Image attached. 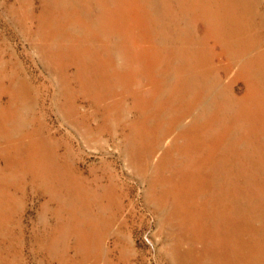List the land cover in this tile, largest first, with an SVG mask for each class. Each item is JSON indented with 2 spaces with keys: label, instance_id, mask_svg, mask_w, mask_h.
Instances as JSON below:
<instances>
[{
  "label": "rangeland",
  "instance_id": "rangeland-1",
  "mask_svg": "<svg viewBox=\"0 0 264 264\" xmlns=\"http://www.w3.org/2000/svg\"><path fill=\"white\" fill-rule=\"evenodd\" d=\"M47 1H49V2H47ZM148 1H149V3H148ZM202 1L203 0H0V34H1L0 35V38H1L0 42L2 41L0 43V83H1L0 88L3 90L2 83L9 80L8 82H6L7 86H9L11 84L10 86H12V87L14 86V88L16 89V91L18 93L17 96H16V93L14 95V97H15L14 108L10 110L11 112H14V116H12L11 118L7 116L6 117L7 119H5L6 121L4 120L2 122V120H1V122H0V140H2V139L4 140L3 146H0V151L4 150L3 152L9 153L14 158H18L17 155L15 154L16 151L14 152L9 146H6V140L4 138L7 136V131H9V132L12 131L11 133L14 134V136H17L19 131L21 133L24 132L28 126H29L28 128H30V129H33L35 127L34 129H37L38 131H40L42 128L43 122H45L46 124H45V126L43 125L44 128H43V130H41L42 132L40 134L45 139L46 138L48 139L51 136H53L52 137V139H54L53 140L54 143L52 144L54 147L53 149L57 151V153L59 154V157L63 161L64 160L66 161V157H67V153H68V154H70V157H67V160L69 159L71 162L73 161V165L75 164L74 165L75 167L78 166L80 168V169L78 168L79 172H80V170H82L81 172H83V174L90 175L92 178H95V176H97V178L99 177L98 178L99 182L105 181V182L101 183L102 185H99V187L97 188L98 190L96 193L98 194V192H100L98 194L99 199L98 198L95 199V196H93V198L91 197L89 200L91 204L88 203L90 205H86L85 207L83 206L84 207V210H83L84 213H87L88 217H90L94 221V223L96 222L95 223L96 225H94L93 229H92L94 231V233L92 231L93 235H91L92 241L88 244L81 242V245H80L77 242L76 236L63 235L60 238L55 233H53L52 228H53L54 224H56V222H57L56 216L54 213H55V211H57L56 210L57 208L59 209V204L50 200V196L43 195L44 193H40V192L36 193L35 192V185H34L33 180H32L33 175L30 172H28V175H26V173L24 171H22L21 169H17L16 166L13 167V165H8L6 163V160L4 159V157L1 156L3 153L2 154L0 153V163H1V165H0V168H1L0 169L1 170L0 171V186H1V188H0V205H1L0 206V226H1L0 227V244H1L0 245V264L1 263L2 264H11V263L12 264L13 263L14 264H49V263L50 264H55V263L56 264L57 263L58 264H72V263L73 264H78V263L79 264H88L89 262H90L89 264H101V263L104 264V261H105V264H142V263L143 264H153V262H154V264H173V263L174 264H186V263L187 264H204V263L205 264H213V263L218 264L219 262H220L219 264H226V262L224 263V261H226L224 259L225 251L228 253H230V251H231V247L233 245L231 239L233 236V231L236 230L234 223H238L239 217L241 219H243V217H250L249 220L253 224V228H254V231L252 233L253 238H255L258 235L263 238V235H262L263 232L261 231L262 230L261 228L264 229V218H263L264 217V204H263L264 203V189H263L264 188V183H263V181H264V171L263 170L264 169L262 168V167H264V134L259 131L256 134L257 136L252 137L251 136L252 132L249 128L250 123L248 122V120L247 119L238 120L240 114L242 113V111H244L243 106L247 103H242L240 101H236L235 105H234L235 109L234 108L230 109V107L228 106L229 103L231 102V98L229 97L230 93L234 92V93L240 95L244 91V87L246 86V82L240 78L239 80L233 81V88L231 87V85H232L231 79L233 77L232 75H233V73L236 75V72L239 69L237 67L238 65H236L235 62L229 61V59H230L229 58V52L223 50V48L225 47L224 43H222V42H216L215 43L214 40H210L211 37L209 36V34L206 32V29H205V24L208 25L206 23V16L205 15L203 16V14H201L203 12L201 3L204 2V1L203 2ZM58 2H59V4H58ZM61 2L63 4H65L67 2H71V5L73 7L76 6V8H74V9H77V8L86 9L85 13H84V11L83 12L81 11L80 13L84 16H87V13H89V16H95V21H97V22L95 23L96 26H94V29H95L97 34H99L101 37L102 36L104 37V35H103L104 31L108 32L109 36L111 37V38H109V40L113 39L111 41L112 43L115 42V40L118 43V40H119L118 44H119V50L121 52H126L128 54H132L131 59L134 61L136 66L138 63H140V61H142V63H140L141 66L138 64L140 66V68L143 65H146V66H143L144 70H143V68H141V74L138 75L134 81L129 80L127 83H125V84L122 83V85H120V86L119 85H114V86L111 85L110 87H108L109 89L108 88L100 89V90H104V92H106V93H101V91L97 90V95L96 94L93 95L92 93L87 92L88 94L87 93L86 94L88 97L86 96L85 91L80 89L81 83L78 80L72 81L73 85L76 86V89L78 90L79 95L82 96V98L84 96H85L84 98H86V99H84L85 100L84 102L86 104H84V102H83L82 104H84V107L83 108L80 107V109H79V110H82L80 112V114L77 112H74L75 109L79 108V107H77V104L74 105L73 111L71 112V110H72L71 107L69 108L68 105L65 104L64 97L61 95L60 86L61 87H63V86H62V80H61V74L60 73H62V71L65 69L63 63H60V64L57 63V62H60V60L55 61L56 63L53 62V64H55V65L58 64L57 68H56V71L58 74H55L54 76H52V72L47 67V65H45V63H44L45 61H44V57H43V53H42L43 50L48 49L49 45H51L50 42H54L56 37L54 35L53 36L55 38L47 36L46 32L48 30L42 31V32H44V34L41 33L40 24H41V26L43 25L42 27L45 26V28L51 27L50 25H48L49 19L52 17V14H50L51 13L50 7L51 6H52V8L55 7L56 10L58 8V12L62 13V11L64 9H62V7L60 8ZM20 3H21V5H20ZM41 3H43V4H41ZM71 5H68V7H70ZM99 5L105 6L104 7V9H105L104 11L106 14L105 16L102 15V13H101L102 10H100ZM11 6H12V8H11ZM9 7H10V9H9ZM96 7L98 9H96ZM175 7H177V8H175ZM17 10L18 11L20 10V11L18 12ZM17 12H18V14H17ZM64 12L65 11H63V13ZM45 14H47V15H45ZM124 14L126 17H124ZM168 15H170V16H168ZM57 16H59V18H61V16L59 14ZM20 17H21V19H20ZM23 17H25V18H23ZM62 17H63V15H62ZM35 21H37V22H35ZM146 25H147V27H146ZM29 26H30V28H29ZM34 26H36V27H34ZM37 26L40 28L38 29ZM141 26H142V30H141ZM125 27H126V29H125ZM129 27L131 28V30ZM176 27H179V29H176ZM37 30H38V32H37ZM50 30H52V29L50 28ZM126 30H128V31H126ZM31 32L32 33L34 32V33L32 34ZM139 32H141V33H139ZM27 34H29L30 36ZM115 35H117V36H115ZM3 36L4 37L6 36V37L4 38ZM149 36H151V37H149ZM8 37H10V38H8ZM31 37H33V38H31ZM34 37L35 38L37 37V38L35 39ZM41 37H42V39H41ZM159 37L162 39H160ZM4 40H5V42H4ZM184 40L186 41L187 45H189L190 47H192L193 45H198L199 50H201V52L204 54V57H205L204 63L206 64V66L203 67L205 69L204 71H202V72H204V74L203 75L201 74L202 77H204L203 85H202L203 87L199 89L200 97L205 98L204 105L200 106V107H198V105H197L196 107H194L195 110H193L192 112L189 111L188 110L189 102L187 103V100H185L187 97V94H186L187 92H185L183 90L179 93V95H178L179 97L177 98V100L174 101L172 99L174 102L173 103L171 102L172 103L171 109L168 108L166 110H163L164 109L163 106H160V104H159V98H157V99L155 98L154 100H151V102L149 104L144 103L142 100L139 101V99H141V98L139 97L140 95H138V94H142L144 96H147L146 92L150 91L146 87V85H144V83L148 84V82H151L152 79L160 81L161 78H163L164 80H166L168 82H171V78L170 77L166 78L163 73H169V75L174 78L173 62L176 63V59H178V57H174L171 53V50L179 49V50L183 51V48L185 45ZM30 42H32V43H30ZM132 44H134V45H132ZM127 45H130V46H127ZM36 47H38V49ZM41 47H42V49H40ZM50 47L54 48L53 45H51ZM51 48H49V50ZM10 51H11V53H9ZM18 52L22 56H20ZM23 54L25 55V57ZM115 55H116L115 56L116 61H118V63L121 64L122 61H124V59L119 54H115ZM19 58H21V59H19ZM138 58H140V59L138 60ZM31 59H33V60H31ZM172 59H173V61H172ZM136 60H138V61H136ZM24 64H25V67H24ZM29 64H31V65H29ZM8 67L10 68V70L8 69ZM17 67H18V69H17ZM58 68H59V70H58ZM77 68L78 67H76L74 64L73 65L71 64L70 68L69 69L67 68L66 70H69V72L72 75V73L73 74L76 73ZM61 69H63V70H61ZM10 72L11 73L13 72V73L11 74ZM25 74L29 78H27ZM150 74H154V76L149 78ZM180 75H182L181 77H183L181 80L185 83L186 82L185 77H187L188 74L185 73L184 71H182V73ZM16 76H19V77H16ZM30 76L31 77L34 76L33 78H35V79L31 78ZM10 77H11V80H10ZM38 80H40V81H38ZM138 85H140V88ZM197 86H199V84H197ZM121 87H122V89H121ZM25 88H29V94L31 95V96L27 95L26 98H25V93H24ZM43 89H44V91H43ZM111 92H112V94H111ZM82 93H83V95H82ZM166 93L168 94V91H166ZM166 95L160 94L159 96L162 99H164L166 97V101H167L168 98ZM45 97H46V99H45ZM57 97L59 100L57 99ZM107 98H109V99H107ZM221 98L222 99L225 98V100H222ZM8 99H10V97L5 95L4 100H8ZM78 102L80 103L81 101H78ZM222 102L224 104H226V106L224 105V107H223ZM0 103H2L1 100H0ZM61 103H63V104H61ZM25 104L27 106H25ZM113 104H114V107H113L114 110L111 108V105H113ZM6 105H7V103L5 104V106ZM97 105H99L100 107ZM150 105L152 106V108L150 107ZM156 105H158L160 110H162V111H160L159 117L156 115H153V113H152L153 106H156ZM36 106H37V108H36ZM121 107H122V110H121ZM225 107H227L226 111L223 110ZM17 108H18V110H17ZM21 108H23V109H21ZM96 108H97V110H96ZM128 108L130 111L128 110ZM149 108H150V110H149ZM138 109H139V111H138ZM107 110L109 111L108 113L111 116L110 117L111 119L108 122H106L107 124H105V126H106L105 127L106 129H104L105 131L103 133H101V131L99 130L100 135L99 134H96L94 136L91 135L92 137L90 136V134L88 135V133H86L87 132L86 131V128H87L86 125L92 124L93 127L98 128V126H100V124L104 122L103 120H104V116L106 115L105 113L107 112ZM148 110H149V113H147L148 115L146 114L147 115V118H146L147 123H145V124L150 126L151 129L148 130V134L143 138L139 134V132L137 133V131L134 129V127L132 125H133V123H136L139 126V121L141 122V120L145 116V112ZM122 112H126V113H122ZM5 113L9 114L7 111ZM19 113H22V114H19ZM23 113H24V115H23ZM70 113H72V114H70ZM128 113L130 114V116ZM200 113L203 114L202 116L204 117V121L208 120V124L212 123V126H215L211 130V133H213L214 130H217V129H219L220 133H222V132L225 133L226 128L231 129L230 126L232 125L233 122L235 123V125L237 123H239V126L235 130L233 129L235 132L233 131L230 135H226V133H225L226 136H224L223 143L218 142L215 133H214V135H210L211 137L207 136V143H205V141L202 142L201 139H198V140L196 139L197 141H194L193 138H196V136L194 134L192 137L190 131L188 130V129H190L189 124H191L192 121L195 122L194 119H197L196 117L200 116ZM73 114H76L77 117H75ZM84 114H85V116H83ZM103 114H104V116H103ZM120 114H121V117H120ZM133 114H134V116H133ZM17 115H18V117H17ZM66 115L68 117H71V119L73 120L72 121L73 123H71L70 125L68 124L69 122H66L64 120V118L67 117ZM123 115H125V116H123ZM126 115H127V117H126ZM131 116H132V118H131ZM117 117H119L120 119H118ZM122 117H124V118H122ZM140 117H142V118H140ZM234 117H235V119L233 121ZM31 118H33V119H31ZM128 119H130V120H128ZM32 120L34 122H32ZM90 120H92V121L90 122ZM200 120H203V119H200ZM36 121H38V122H36ZM152 121H154V122H152ZM158 121H160V123H158ZM21 122H22V124H21ZM109 122H111V123H109ZM41 123H42V125H41ZM82 123H84V124H82ZM34 124H36V126ZM128 125H130V126H128ZM11 126H13V127L11 128ZM50 127H51V129H50ZM204 127L206 128L207 126L205 125ZM6 128L8 130H6ZM120 128H121V130H120ZM195 128L198 130L201 129L200 125L199 126L196 125ZM116 129L120 130L119 134H118V131ZM129 129H130L131 133L129 132ZM221 129H222V131H221ZM201 130L203 131L204 129H201ZM54 132H56V133H54ZM74 132L76 133V135ZM206 132H208V131H206ZM224 133H222V134H224ZM40 134H38L39 137H40ZM55 134L58 136L56 137ZM133 134H134V136H133ZM61 135L63 136V138H61L62 137ZM189 135H190V137H189ZM88 136H89V138H88ZM108 136H109V138H108ZM115 136L116 137L119 136V137L116 138ZM127 136H128V139H127ZM231 137H232V139H231ZM258 137H259V139H258ZM122 139H124V140L122 141ZM66 140H67V142H66ZM104 141H106V142H104ZM174 141H176V142H174ZM59 142H60V144H59ZM64 142H66V143H64ZM258 142H260V143H258ZM159 143L162 144V146ZM202 144H206L205 146L207 148V151L203 152V155H204L203 164L197 163L198 162L197 161V155L200 157L202 154V150H200V147ZM221 145H223L224 147H221ZM125 146H126V148H125ZM189 146H192L194 148L191 150V152H193L192 153L193 155L196 154V157L192 159L191 164H186V161L184 160V156H185L184 152H185V149H186V151L189 150L188 149ZM103 147H105V148H103ZM231 147L232 148L235 147V149H234L235 152L240 151V149L245 150L244 153L249 152L248 164H244V165L247 169L246 171H249L250 173H248L249 174L248 176H244V174L242 172H238L239 185L235 184L237 189H234V187H233L234 183L231 180L233 169H231L230 167L223 169L224 175H226V176L229 175L228 179L225 176H220V175L218 176V173L222 169L220 167V162H219L220 158L226 157V160L229 161L230 160L229 154L231 152V150H230ZM1 148H3V149H1ZM166 148H168V149H166ZM71 149L73 150V152ZM224 149L226 151H223ZM8 150H10V152ZM133 150H134V153H132ZM118 151H120V152H118ZM178 151H179V153H178ZM252 151H254V152L252 153ZM75 152H77V153H75ZM124 152H126L127 155ZM23 153H25V152H23ZM74 154H77V155H74ZM159 154H161V156ZM124 155H126V156H124ZM135 155H137V156H135ZM130 156H131V158H130ZM123 157H124V159H123ZM246 157L247 156H245V158ZM245 158H243L244 161H246ZM126 159L128 162L126 161ZM95 160H97V161H95ZM133 160H134V162H133ZM163 161H164V163H163ZM207 162H208V164H206ZM134 163H135V165H134ZM200 164H201V166H200ZM101 167H102V169H104V171L102 169H100ZM129 167H131V168H129ZM148 167H150V168H148ZM253 167H254V169H253ZM85 168H87V169H85ZM144 169H145V171H144ZM120 170H122V171H120ZM92 171L95 172V173L93 172L94 173L93 176L91 174H89V173H92ZM255 171H257V172H255ZM148 173H149V175H148ZM251 173H253L254 176H256V177H259L260 179L256 178L255 180H252V174ZM143 174L145 175V177ZM166 175H167V177H166ZM154 176H156V177H154ZM25 177H27V178H25ZM129 177H131V178H129ZM143 178H144V181H142ZM151 178H153V179H151ZM163 179H166V180L164 181ZM241 179H243V181ZM245 180H246V182H245ZM242 182L244 185H247V186H243V188H240V191H242V193L238 197L237 196L238 187L241 186L240 183H242ZM27 183H28V186H27ZM154 184H155V186H153ZM156 184H157V186H156ZM164 184H165V186H164ZM107 185L110 188V192H109L110 195H108V197H105L106 198L105 199L102 196V193L103 194L105 193ZM133 185H134V187H133ZM188 185H189V187H188ZM249 185H250V189H249ZM135 186H137V187H135ZM112 188H113V190H112ZM138 188H140V189H138ZM9 189H10V192L8 191ZM21 189H22V191L24 189L27 190L26 195L22 191H20ZM163 189H164V192L162 191ZM250 190H252L253 192ZM114 192H116V193H114ZM155 192H156V194H155ZM100 194H101V197H100ZM154 194L156 197L154 196ZM202 196L204 198H202ZM158 197H160V198H158ZM146 198H147V200H146ZM230 198H231V200H230ZM257 198H258V200H257ZM108 199H109V201H108ZM141 200H142V202H141ZM151 200L153 203L151 202ZM206 200H207V202H206ZM98 201H100V202H98ZM162 201H163V203H162ZM203 201H205V203H203ZM258 201H260V202H258ZM96 203H98L99 206ZM156 203L158 205H156ZM161 203L163 206L159 205ZM9 204H11V205H9ZM174 204H175V206H174ZM224 204H225V206H224ZM252 204L253 205L255 204V205L252 207ZM49 207L51 210L49 209ZM141 208L144 210H142ZM258 208H260V209H258ZM52 210H54V211H52ZM100 210H101V212H100ZM182 210L184 211L183 213L181 212ZM90 211H92V212H90ZM108 211H110V212H108ZM114 211H115V213H114ZM135 211H137V212H135ZM231 211L234 213H232ZM103 212H105V213L103 214ZM43 213H44V215L45 214L47 215V216L45 215L46 220H47L46 222H48L47 223L48 228L46 230L41 227V223H43L42 222V214ZM67 213H68L67 210H65V214H67ZM122 213H124L123 214L124 217H123ZM145 214H147V215H145ZM169 214H170V216H169ZM186 214H188V215L186 216ZM14 216H15V218H14ZM99 217H101V218H99ZM174 217H175V219H174ZM115 218H116V220H115ZM227 218L230 219L233 223H231L230 220H228ZM12 219H15V220H12ZM21 219H22V226H20ZM222 219H224V220H222ZM18 220H20V221H18ZM122 220L124 221V223H122L123 222ZM244 220H246V219H244ZM108 222L111 224H109ZM127 222H128V224H127ZM160 222H161V224H160ZM106 223H108V224L106 225ZM166 223H168V224L166 225ZM211 223L213 226L211 225ZM135 224H136V226H135ZM169 224H170V226H168ZM228 224H230V225H228ZM162 225L164 227H162ZM28 226H29V228H28ZM166 226H168V227H166ZM186 227H188L189 229ZM112 228H114V229H112ZM120 228H121V230H120ZM256 228H258V234L256 232ZM107 229H109V230H107ZM202 229H204L205 231ZM21 231H22V233H21ZM132 231H134V232H132ZM106 232H108V233H106ZM186 232L189 233L190 235L187 234ZM6 233H9V234L6 235ZM105 234H106V236H105ZM103 235H104V238L102 239ZM193 235H195V236H193ZM200 236H202V237H200ZM131 237H133V238H131ZM190 237H192V238H190ZM208 237H210V238H208ZM2 239H4L5 242ZM56 239H57V241H55ZM94 239L95 240L97 239L96 240L97 242ZM123 239L125 241H123ZM205 239L206 240L210 239V240L206 241ZM53 240H54V242H53ZM70 241L72 244H70ZM109 241H110V243H109ZM159 241H161V242H159ZM171 241H172V243H171ZM20 242H22V243H20ZM186 242L187 243L189 242V243L187 244ZM8 243H9V245H8ZM42 243H45L46 245H48V247L47 246L43 247ZM113 243H114V245H113ZM205 243H206V245H205ZM5 244H6V246H5ZM116 244H118V245L116 246ZM21 245H23V246H21ZM66 245H67V247H66ZM50 247H52V249ZM64 247L66 248V250L64 249ZM69 247H71V249ZM84 247H85V249H84ZM108 247H110V248H108ZM115 247H116V249H114ZM174 247H176V248L174 249ZM188 247L190 248V250ZM221 247L223 248V250ZM133 248H134V250H133ZM159 248H161V249H159ZM196 248H198V249H196ZM236 248L240 249V248H243V246L241 247V245H239ZM16 249H18V250H16ZM91 249H93V250L91 251ZM128 249H129V251H128ZM130 249H132V250H130ZM61 250H62V252H61ZM111 250H112V252H110ZM172 250H174V251H172ZM14 251H16V253ZM17 251H18V253H17ZM68 251H70L71 253ZM96 251H98V252H96ZM202 251H205V253ZM125 252H126V254H125ZM92 253L95 255H93ZM108 253H109V255H108ZM118 253H120V254L122 253L121 256H123V257H121L120 254H118ZM123 253H124V255H123ZM199 253H201L202 255ZM56 255H58V256H56ZM182 255L185 257H183ZM193 255H195V256H193ZM196 255H198V256H196ZM34 256H36V257H34ZM192 256L194 257V259ZM211 256H213V257H211ZM256 256H254L252 259V257L242 256L239 253L238 256L235 259H233L234 261L231 260V263L228 262L227 264H254L253 263L254 261H255V264H258V263L262 264L261 261L258 262L259 258H260V260L262 259V257H261L262 255L256 254ZM16 257L17 258L19 257L18 260ZM43 257H44V260H43ZM105 257L108 258L109 260H107ZM155 257H156V259H155ZM204 257L209 261V263ZM121 258H122V260H121ZM130 258H131V260H130ZM198 258H199V260H198ZM221 258L223 260H220ZM39 259H41V260H39ZM209 259L210 260L212 259V260L210 261ZM9 260H10V262H9ZM240 260L243 261V263ZM248 260H250V261H248ZM16 261H18V262H16ZM59 261H62V263ZM129 261H131V262H129ZM137 261H138V263H137Z\"/></svg>",
  "mask_w": 264,
  "mask_h": 264
},
{
  "label": "bare ground",
  "instance_id": "bare-ground-1",
  "mask_svg": "<svg viewBox=\"0 0 264 264\" xmlns=\"http://www.w3.org/2000/svg\"><path fill=\"white\" fill-rule=\"evenodd\" d=\"M204 1V2H203ZM201 3L203 12L201 14H203V16H206V23L209 25L205 24V29L206 32L209 34V36L211 37L210 40H214L215 43L216 42H222L225 44V47L223 48L224 51L229 52V61L231 62H235L236 65H238L237 67L239 68L238 71L236 72V75L233 73V77L231 79L232 81V85L231 87L233 88V81L239 80L240 78L243 79L246 82V86L244 87V91L238 95L234 92L230 93V98H231V102L229 103V107L230 109L234 108L235 102L236 101H240L242 103H247L243 106L244 111H242V113L240 114L238 120H242V119H247L248 122L250 123V130L252 132V137L253 136H257V132H262L264 134V0H203ZM49 2V1H47ZM63 2V1H62ZM61 2V6L62 9H64L63 11H65L63 13L58 12V8L57 10L54 8H51V13L52 17L49 19V24L51 27H42L40 24V27H38V29L40 28L41 33L44 34V32L42 31H46L47 36L55 38L54 42H50L51 45H53L54 48H51L49 45L48 49L43 50V57H44V63L45 65H47V67L50 69V71L52 72V76H54L55 74H58L56 71L57 65L53 64V62L60 60V62L57 63H63L65 69H61L63 70L61 74V80H62V86L60 85V92L61 95L64 97V102L66 105H68V107H71V112L73 111V107L74 105L77 104V109L74 110V112H77L80 114V112L82 110H79L80 107L83 108L84 104H86L84 101V99L86 98H82V96L79 95L78 90L76 89V86L73 85L72 81H76L78 80L81 84H80V89H82L83 91H85V94L88 93H92L93 95L96 94L97 95V90L101 91V93H106L104 92V90H100L102 88H108L111 85H122L127 83L129 80H135L137 78L138 75L141 74V68L146 66L143 65L140 68V63H142V61H140V63L137 64V66L135 65L134 61L131 59L132 54H128L126 52H121L119 50V40L118 43L116 42H111L112 40L109 38H111L109 36V33L104 31V37L100 36L99 34L96 33L94 26H96V22L95 21V16H89V13H87V16L82 15L80 12L86 11V9H74L76 8V6H72L71 2H67L65 4H63ZM146 2V1H145ZM169 2V1H168ZM44 3V2H43ZM41 3V4H43ZM69 3V4H68ZM103 3V2H102ZM149 3V1H148ZM59 4V2H58ZM21 5V3H20ZM19 5V6H20ZM57 5V4H56ZM68 5H71L70 7H68ZM140 5V4H139ZM159 5V4H158ZM174 5V4H173ZM146 6V5H145ZM166 6V5H165ZM178 6V5H177ZM7 7V6H6ZM14 7V6H13ZM24 7V6H23ZM100 10H102V15H106L105 14V6H101L99 5ZM143 7V6H142ZM162 7V6H161ZM12 8V6H11ZM59 8V9H60ZM72 8V9H71ZM94 8V7H93ZM115 8V7H114ZM177 8V7H175ZM193 8V7H192ZM10 9V7H9ZM14 9V8H13ZM22 9V8H21ZM42 9V8H41ZM90 9V8H89ZM96 9H98L96 7ZM27 10V9H26ZM157 10V9H156ZM166 10V9H165ZM173 10V9H172ZM176 10V9H175ZM18 11V10H17ZM20 11V10H19ZM18 11V12H19ZM28 11V10H27ZM38 11V10H37ZM104 11V12H103ZM142 11V10H141ZM150 11V10H149ZM159 11V10H158ZM161 11V10H160ZM17 12V14H18ZM40 12V11H39ZM46 12V11H45ZM49 12V11H48ZM47 12V13H48ZM169 12V11H168ZM9 13V12H8ZM23 13V12H22ZM21 13V14H22ZM100 13V12H99ZM98 13V14H99ZM114 13V12H113ZM112 13V14H113ZM130 13V12H129ZM24 14V13H23ZM60 15L61 18H59ZM152 14V13H151ZM165 14V13H164ZM172 14V13H171ZM196 14V13H195ZM15 15V14H14ZM27 15V14H26ZM47 15V14H45ZM63 15V17H62ZM101 15V16H102ZM19 16V15H18ZM21 16V15H20ZM30 16V15H29ZM100 16V15H99ZM113 16V15H112ZM164 16V15H163ZM170 16V15H168ZM183 16V15H182ZM17 17V16H16ZM41 17V16H40ZM39 17V18H40ZM124 17L125 14H124ZM19 18V17H18ZM25 18V17H23ZM109 18V17H108ZM181 18V17H180ZM14 19V18H13ZM21 19V17H20ZM140 19V18H139ZM32 20V19H31ZM36 20V19H35ZM107 20V19H106ZM109 20V19H108ZM135 20V19H134ZM180 20V19H179ZM25 21V20H24ZM123 21V20H122ZM34 22V21H33ZM37 22V21H35ZM43 22V21H42ZM118 22V21H117ZM121 22V21H120ZM181 22V21H180ZM202 22V21H201ZM200 22V23H201ZM13 23V22H12ZM40 23V22H39ZM108 23V22H107ZM116 23V22H115ZM133 23V22H132ZM154 23V22H153ZM204 23V22H203ZM17 24V23H16ZM21 24V23H20ZM25 24V23H24ZM45 25V24H44ZM111 25V24H110ZM136 25V24H135ZM142 25V24H141ZM186 25V24H185ZM20 26V25H19ZM25 26V25H24ZM128 26V25H127ZM131 26V25H130ZM168 26V25H167ZM26 27V26H25ZM36 27V26H34ZM147 27V25H146ZM171 27V26H170ZM199 27V26H198ZM24 28V27H23ZM30 28V26H29ZM50 28L52 30H50ZM98 28V27H97ZM119 28V27H118ZM130 28V27H129ZM137 28V27H136ZM144 28V27H143ZM112 29V28H111ZM126 29V27H125ZM168 29V28H167ZM176 29H179V27H176ZM101 30V29H100ZM131 30V28H130ZM141 30H142V26H141ZM199 30V29H198ZM22 31V30H21ZM51 31V32H50ZM128 31V30H126ZM146 31V30H145ZM197 31V30H196ZM35 32V31H34ZM33 32V33H34ZM38 32V30H37ZM36 32V33H37ZM123 32V31H122ZM153 32V31H152ZM176 32V31H175ZM32 33V32H31ZM32 33V34H33ZM111 33V32H110ZM141 33V32H139ZM156 33V32H155ZM197 33V32H196ZM25 34V33H24ZM162 34V33H161ZM180 34V33H179ZM1 35V34H0ZM29 35V34H27ZM55 37H54V36ZM173 35V34H172ZM30 36V35H29ZM46 36V37H47ZM106 36V37H105ZM114 36V35H113ZM117 36V35H115ZM133 36V35H132ZM146 36V35H145ZM4 37V36H3ZM6 37V36H5ZM4 37V38H5ZM38 37V36H37ZM36 37V38H37ZM40 37V36H39ZM151 37V36H149ZM10 38V37H8ZM14 38V37H13ZM29 38V37H28ZM33 38V37H31ZM35 38V37H34ZM35 38V39H36ZM118 38V37H117ZM131 38V37H130ZM135 38V37H134ZM146 38V37H145ZM160 38V37H159ZM1 39V38H0ZM23 39V38H22ZM42 39V37H41ZM141 39V38H140ZM157 39V38H156ZM162 39V38H160ZM159 39V40H160ZM169 39V38H168ZM172 39V38H171ZM31 40V39H30ZM49 40V39H48ZM93 40V41H92ZM137 40V39H136ZM181 40V39H180ZM32 41V40H31ZM133 41V40H132ZM185 41V40H184ZM2 42V41H1ZM0 42V43H1ZM5 42V40H4ZM32 43V42H30ZM43 43V42H42ZM41 43V44H42ZM132 43V42H131ZM130 43V44H131ZM152 43V42H151ZM5 44V43H4ZM36 44V43H35ZM39 44V43H38ZM126 45V44H125ZM134 45V44H132ZM161 45V44H160ZM36 46V45H35ZM40 46V45H39ZM47 46V45H46ZM45 46V47H46ZM130 46V45H127ZM139 46V45H138ZM167 46V45H166ZM125 47V46H124ZM144 47V46H143ZM142 47V48H143ZM38 49V47H36ZM49 48H51L49 50ZM138 48V47H137ZM136 48V49H137ZM42 49V47L40 48ZM131 49V48H130ZM16 50V49H15ZM124 50V49H123ZM35 51V50H34ZM41 51V50H40ZM139 51V50H138ZM36 52V51H35ZM38 52V51H37ZM128 52V51H127ZM140 52V51H139ZM7 53V52H6ZM11 53V51L9 52ZM19 53V52H18ZM41 53V52H40ZM171 53L174 57H178V59H176V63L173 62V66H174V78L172 76L169 75V73H163L164 76L166 78L170 77L171 78V82H168L166 80H164L163 78H161L160 81H157L155 79H152L151 82H148V84L144 83V85H146V87L150 90L149 92H146L147 96H144L142 94H138L140 95L139 97L144 103L149 104L151 102V100H154L155 98H159V104L160 106H163V110H166L168 108L171 109L172 103L177 100V98L179 97V93L183 90L185 92H187V97L185 100H187V103L189 102L188 105V110L189 111H193L195 110L194 107H196L198 105V107L203 106L205 103V98L204 97H200L199 94V89L202 88L203 86V79L204 77H202V75L204 74L205 69L203 67L206 66V64L204 63L205 61V57L204 54L201 52V50H199L198 45H193L192 47H190L189 45H187L186 41H185V45L182 50L179 49H175V50H171ZM27 54V53H26ZM30 54V53H29ZM28 54V55H29ZM115 54H119L122 56V58L124 59V61H122L121 64L118 63V61H116L115 58ZM20 55V53H19ZM24 55V54H23ZM139 55V54H138ZM10 56V55H9ZM8 56V57H9ZM17 56V55H16ZM22 56V55H20ZM25 57V55H24ZM28 57V56H27ZM31 57V56H30ZM38 57V56H37ZM40 57V56H39ZM14 58V57H13ZM12 58V59H13ZM118 58V57H117ZM121 58V57H120ZM21 59V58H19ZM140 58H138L139 60ZM6 60V59H5ZM33 60V59H31ZM119 60V59H118ZM122 60V59H121ZM136 60V61H138ZM15 61V60H14ZM25 61V60H24ZM120 61V60H119ZM149 61V60H148ZM173 61V59H172ZM23 62V61H22ZM26 62V61H25ZM18 63V62H17ZM32 63V62H31ZM42 63V62H41ZM56 63V62H55ZM137 63V62H136ZM21 64V63H20ZM19 64V65H20ZM71 64L75 65L77 68V71L75 74L69 72V70H66L67 68L69 69ZM31 65V64H29ZM167 65V64H166ZM8 66V65H7ZM22 67V66H21ZM20 67V68H21ZM25 67V64H24ZM60 67V66H59ZM8 69L10 70V68L8 67ZM18 69V67H17ZM22 69V68H21ZM29 69V68H28ZM12 70V69H11ZM59 70V68H58ZM21 71V70H20ZM35 71V70H34ZM71 71V70H70ZM182 71H184L185 73H187V77H185L186 82L184 83L181 79L183 77H181L182 75H180L182 73ZM9 72V71H8ZM59 72V71H58ZM72 72V71H71ZM148 72V71H147ZM171 72V71H170ZM11 73V72H10ZM13 73V72H12ZM11 73V74H12ZM20 73V72H19ZM18 74V73H17ZM22 74V73H21ZM32 74V73H31ZM202 74V75H201ZM14 75V74H13ZM26 75V74H25ZM22 76V75H21ZM20 76V77H21ZM36 76V75H35ZM154 74H150L149 78L153 77ZM19 77V76H16ZM27 78H29L26 75ZM31 77V76H30ZM34 77V76H33ZM31 77V78H33ZM58 77V76H57ZM143 77V76H142ZM3 78V77H2ZM35 79V78H33ZM47 79V78H46ZM60 79V78H59ZM141 79V78H140ZM3 80V79H2ZM11 80V77H10ZM32 80V79H31ZM55 80V79H54ZM57 80V79H56ZM218 80V79H217ZM230 80V79H229ZM9 81V80H8ZM6 81V82H8ZM29 81V80H28ZM40 81V80H38ZM46 81V80H45ZM48 81V80H47ZM6 82L2 83V87L3 90L0 88V100L2 103H0V122L2 120V122L7 119L6 117H12L14 116V112H11L10 110L14 108V95L16 93V96L18 95L16 89L14 88V86H7ZM36 82V81H35ZM59 82V81H58ZM138 82V81H137ZM218 82V81H217ZM16 83V82H15ZM43 83V82H42ZM76 83V82H75ZM1 84V83H0ZM13 84V83H12ZM141 84V83H140ZM197 84H199V86H197ZM38 85V84H37ZM58 85V84H57ZM17 86V85H16ZM39 86V85H38ZM140 88V85H138ZM137 86V87H138ZM143 86V85H142ZM141 86V87H142ZM243 86V85H242ZM32 87V86H31ZM40 87V86H39ZM42 87V86H41ZM123 87V86H122ZM121 87V89H122ZM126 87V86H125ZM35 88V87H34ZM37 88V87H36ZM118 88V87H117ZM241 88V87H240ZM41 89V88H40ZM79 89V88H78ZM109 89V88H108ZM216 89V88H215ZM36 90V89H35ZM131 90V89H130ZM142 90V89H141ZM38 91V90H37ZM44 91V89H43ZM42 91V92H43ZM58 91V90H57ZM108 91V90H107ZM112 91V90H111ZM117 91V90H116ZM166 91H168V94L166 93ZM198 91V92H197ZM39 92V91H38ZM24 93H25V98L26 96H31L29 94V88H25L24 89ZM87 93V94H88ZM126 93V92H125ZM139 93V92H138ZM86 94V96H87ZM109 94V93H108ZM112 94V92H111ZM110 94V95H111ZM160 94H164L167 96L168 100L166 101V97L164 99H162L159 95ZM8 96L10 97V99L8 100H4V96ZM33 95V94H32ZM46 95V94H45ZM55 95V94H54ZM83 95V93H82ZM95 95V96H96ZM105 95V94H104ZM126 95V94H125ZM181 95V94H180ZM219 95V94H218ZM40 96V95H39ZM103 96V95H102ZM130 96V95H129ZM157 96V97H156ZM55 97V96H54ZM53 97V98H54ZM88 97V96H87ZM119 97V96H118ZM117 97V98H118ZM127 97V96H126ZM19 98V97H18ZM30 98V97H29ZM43 98V97H42ZM97 98V97H96ZM24 99V98H23ZM46 99V97H45ZM56 99V98H55ZM58 99V97H57ZM98 99V98H97ZM109 99V98H107ZM134 99V98H133ZM137 99V98H136ZM174 101H173V100ZM214 99V98H213ZM222 99V98H221ZM28 100V99H27ZM59 100V99H58ZM125 100V99H124ZM127 100V99H126ZM131 100V99H130ZM222 100H225V98H223ZM22 101V100H21ZM78 101H81L80 103ZM90 101V100H89ZM95 101V100H94ZM99 101V100H98ZM101 101V100H100ZM112 101V100H111ZM116 101V100H115ZM122 101V100H121ZM27 102V101H26ZM37 102V101H36ZM84 102V104H82ZM102 102V101H101ZM108 102V101H107ZM118 102V101H117ZM134 102V101H133ZM136 102V101H135ZM172 102V103H171ZM7 103V105L5 106V104ZM28 103V102H27ZM31 103V102H30ZM127 103V102H126ZM140 103V102H139ZM223 103V102H222ZM249 103V104H248ZM18 104V103H17ZM32 104V103H31ZM37 104V103H36ZM41 104V103H40ZM63 104V103H61ZM98 104V103H97ZM120 104V103H119ZM209 104V103H208ZM21 105V104H20ZM110 105V104H109ZM124 105V104H123ZM132 105V104H131ZM138 105V104H137ZM152 105V104H151ZM150 105V107L152 108V106ZM224 105L226 106V104H222V106L224 107ZM25 106H27L25 104ZM63 106V105H62ZM87 106V105H86ZM99 106V105H97ZM119 106V105H118ZM130 106V105H129ZM134 106V105H133ZM237 106V105H236ZM239 106V105H238ZM20 107V106H19ZM64 107V106H63ZM100 107V106H99ZM114 104L111 105V108L114 110ZM124 107V106H123ZM128 107V106H127ZM131 107V106H130ZM197 107V108H198ZM37 108V106H36ZM67 108V107H66ZM135 108V107H134ZM196 108V109H197ZM16 109V108H15ZM23 109V108H21ZM63 109V108H62ZM61 109V110H62ZM106 109V108H105ZM111 109V110H112ZM136 109V108H135ZM235 109V108H234ZM18 110V108H17ZM34 110V109H33ZM36 110V109H35ZM38 110V109H37ZM56 110V109H55ZM60 110V111H61ZM95 110V109H94ZM93 110V111H94ZM97 110V108H96ZM100 110V109H99ZM112 110V111H113ZM122 110V107H121ZM129 110V108H128ZM150 110V108H149ZM149 110L145 112V116L144 118L141 120V122L139 121V126L136 123H133V127L134 129L137 131V133L139 132V134L144 138L147 134H148V130L151 129L150 126H148L147 124V113H149ZM203 110V109H202ZM210 110V109H209ZM224 111L227 110V107H225L223 109ZM8 112L9 114H6L5 112ZM28 111V110H27ZM30 111V110H29ZM92 111V110H91ZM101 111V110H100ZM130 111V110H129ZM137 111V110H136ZM139 111V109H138ZM160 108L158 105L153 106L152 109V113L153 115H156L159 117L160 115ZM20 112V111H19ZM95 112V111H94ZM109 111L107 110V112L105 113L106 115L104 116V122L100 124V126H98V128H95L92 126V124H88L86 125V133H88V135H96L99 134V130L101 131V133H103L106 129L105 124H107L106 122H108L111 118V116L108 113ZM120 112V111H119ZM219 112V111H218ZM235 112V111H234ZM17 113V112H16ZM29 113V112H28ZM31 113V112H30ZM61 113V112H60ZM86 113V112H85ZM121 113V112H120ZM122 113H126V112H122ZM133 113V112H132ZM238 113V112H237ZM22 114V113H19ZM72 114V113H70ZM78 114V115H79ZM82 114V113H81ZM94 114V113H93ZM97 114V113H96ZM111 114V113H110ZM113 114V113H112ZM129 114V113H128ZM144 114V113H143ZM147 114V115H146ZM182 114V113H181ZM16 115V114H15ZM24 115V113H23ZM38 115V114H37ZM58 115V114H57ZM75 117H77L76 114H73ZM203 114L200 113V116L196 117L197 119H194V121H192L191 124H189L190 129H188L193 137V135L195 134L196 138H193L194 141H197L198 139H201V141H205V143H207V136L209 137L210 135H216V138L218 140L219 143H223L224 140V136L226 135H230L238 126L239 123H237L235 125V123L233 122L232 125L230 126L231 129L226 128V135L224 132V134L220 133L219 129L214 130L213 133H211V130L215 127L212 126V123L208 124V120L204 121V117L202 116ZM20 116V115H19ZM44 116V115H43ZM67 116V115H66ZM85 116V114L83 115ZM87 116V115H86ZM90 116V115H89ZM102 116V117H103ZM113 116V115H112ZM117 116V115H116ZM125 116V115H123ZM130 116V114H129ZM134 116V114H133ZM18 117V115H17ZM38 117V116H37ZM58 117V116H57ZM121 117V114H120ZM127 117V115H126ZM219 117V116H218ZM238 117V116H237ZM20 118V117H19ZM23 118V117H22ZM34 118V117H33ZM31 118V119H33ZM41 118V117H40ZM43 118V117H42ZM59 118V117H58ZM79 118V117H78ZM85 118V117H84ZM88 118V117H87ZM113 118V117H112ZM116 118V117H115ZM118 119H120L119 117H117ZM124 118V117H122ZM121 118V119H122ZM130 118V117H129ZM132 118V116H131ZM142 118V117H140ZM211 118V117H210ZM214 118V117H213ZM21 119V118H20ZM38 119V118H37ZM187 119V118H186ZM203 119V120H200ZM230 119V118H229ZM235 117L233 118L234 121ZM64 120L66 122H69L68 124L70 125L71 123H73L71 117H65ZM80 120V119H79ZM101 120V119H100ZM117 120V119H116ZM130 120V119H128ZM237 120V121H238ZM6 121V120H5ZM43 121V120H42ZM87 121V120H86ZM92 120H90L91 122ZM20 122V121H19ZM25 122V121H24ZM32 122H34L32 120ZM38 122V121H36ZM89 122V121H88ZM94 122V121H93ZM121 122V121H120ZM154 122V121H152ZM52 123V122H51ZM55 123V122H54ZM85 123V122H84ZM82 123V124H84ZM111 123V122H109ZM113 123V122H112ZM119 123V122H118ZM158 123H160V121H158ZM186 123V122H185ZM19 124V123H18ZM22 124V122H21ZM24 124V123H23ZM26 124V123H25ZM40 124V123H39ZM45 122H43V125L45 126ZM59 124V123H58ZM86 124V123H85ZM120 124V123H119ZM214 124V123H213ZM10 125V124H9ZM17 125V124H16ZM36 126V124H34ZM42 125V123H41ZM43 125L41 130H43ZM48 125V124H47ZM46 125V126H47ZM95 125V124H94ZM182 125V124H181ZM196 125H200L201 129H204L203 131L201 129H196L195 126ZM207 126L206 128L204 126ZM24 126V125H23ZM22 126V127H23ZM26 126V125H25ZM117 126V125H116ZM115 126V127H116ZM123 126V125H122ZM130 126V125H128ZM219 126V125H218ZM13 126H11L12 128ZM27 127V126H26ZM29 127V126H28ZM24 131V132H18L17 136H14V134H12L11 132L7 131V136L4 138L6 140V146H9L17 155L18 158H14L12 157L9 153L3 152L4 150L0 151V153L2 154L1 156L4 157V159L6 160V163L8 165H13L17 167V169H21L22 171H24L26 173V175H28V172H30L33 175V183L35 185V192H40V193H44L43 195L46 196H50V200L56 202L59 204V209L57 208L55 211V216H56V224H54L53 226V233H55L58 237H62L63 235H67V236H76L77 238V242L81 245L82 243H90L92 241V237L91 235H93L94 231L93 226L96 225L94 223V221L88 217L87 213H84V207L86 205H90V198L93 196H95V199L98 198V194L100 192H97V188L99 187V185H102L101 183L105 182H99L97 176H95V178H92L90 175H85L83 174V172H81L82 170H80V172L78 171V166H74L73 165V161L71 162L69 159V161L67 160V157H70V154L67 153V157H66V161L62 160L59 157V154L57 153L56 150H54L53 148V143H54V139H52L53 136H51L50 138H43L42 135L40 134L42 131H38L37 129H30L28 128ZM75 127V126H74ZM79 127V126H78ZM119 127V126H118ZM17 128V127H16ZM38 128V127H37ZM125 128V127H124ZM157 128V127H156ZM51 129V127H50ZM76 129V128H75ZM82 129V128H81ZM80 129V130H81ZM84 129V128H83ZM234 129V130H233ZM6 130H8L6 128ZM78 130V129H77ZM113 130V129H112ZM117 130V129H116ZM121 130V128H120ZM118 134H119V131ZM125 131V130H124ZM208 131V132H206ZM222 131V129H221ZM242 131V130H241ZM50 132V131H49ZM77 132V131H76ZM98 132V133H97ZM116 132V131H115ZM126 132V131H125ZM130 132V129H129ZM235 132V131H234ZM51 133V132H50ZM56 133V132H54ZM75 133V132H74ZM131 133V132H130ZM157 133V132H156ZM38 134H40V137L38 136ZM117 134V133H116ZM150 134V133H149ZM16 135V134H15ZM56 135V134H55ZM76 135V133H75ZM100 135V134H99ZM98 135V136H99ZM127 135V134H126ZM136 135V134H135ZM161 135V134H160ZM259 135V134H258ZM58 135H56L57 137ZM62 136V135H61ZM81 136V135H80ZM86 136V135H85ZM134 136V134H133ZM149 136V135H148ZM235 136V135H234ZM60 137V136H59ZM77 137V136H76ZM92 137V136H91ZM102 137V136H101ZM116 137V136H115ZM119 137V136H117ZM116 137V138H117ZM121 137V136H120ZM125 137V136H124ZM159 137V136H158ZM190 137V135H189ZM211 137V136H210ZM63 138V136L61 137ZM83 138V137H82ZM89 138V136H88ZM95 138V137H94ZM103 138V137H102ZM109 138V136H108ZM112 138V137H111ZM164 138V137H163ZM56 139V138H55ZM59 139V138H58ZM128 139V136H127ZM197 139V140H196ZM232 139V137H231ZM241 139V138H240ZM259 139V137H258ZM83 140V139H82ZM92 140V139H91ZM101 140V139H100ZM106 140V139H105ZM124 139H122L123 141ZM183 140V139H182ZM216 140V139H215ZM244 140V139H243ZM247 140V139H246ZM58 141V140H57ZM61 141V140H60ZM84 141V140H83ZM98 141V140H97ZM96 141V142H97ZM141 141V140H140ZM3 142L4 140H0V146H3ZM67 142V140H66ZM64 142V143H66ZM87 142V141H86ZM99 142V141H98ZM106 142V141H104ZM127 142V141H126ZM129 142V141H128ZM176 142V141H174ZM180 142V141H179ZM57 143V142H56ZM93 143V142H92ZM102 143V142H101ZM133 143V142H132ZM155 143V142H154ZM243 143V142H242ZM260 143V142H258ZM60 144V142H59ZM70 144V143H69ZM81 144V143H80ZM127 144V143H126ZM136 144V143H135ZM134 144V145H135ZM142 144V143H141ZM146 144V143H145ZM152 144V143H151ZM160 144V143H159ZM182 144V143H181ZM263 144V143H262ZM64 145V144H63ZM68 145V144H67ZM88 145V144H87ZM92 145V144H91ZM105 145V144H104ZM103 145V146H104ZM107 145V144H106ZM115 145V144H114ZM113 145V146H114ZM162 146V144H160ZM197 145V144H196ZM206 144H202L200 147V150H202V154L199 157L197 155V163H202L204 161V155L203 152L207 151V148L205 146ZM226 145V144H225ZM250 145V144H249ZM253 145V144H252ZM255 145V144H254ZM5 146V147H6ZM60 146V145H59ZM69 146V145H68ZM102 146V145H101ZM133 146V145H132ZM184 146V145H183ZM199 146V145H198ZM239 146V145H238ZM242 146V145H241ZM61 147V146H60ZM65 147V146H64ZM98 147V146H97ZM108 147V146H107ZM115 147V146H114ZM130 147V146H129ZM154 147V146H153ZM156 147V146H155ZM160 147V146H159ZM166 147V146H165ZM164 147V148H165ZM221 147H224L223 145H221ZM229 147V146H228ZM243 147V146H242ZM253 147V146H252ZM67 148V147H66ZM73 148V147H72ZM105 148V147H103ZM109 148V147H108ZM126 148V146H125ZM128 148V147H127ZM137 148V147H136ZM143 148V147H142ZM177 148V147H176ZM249 148V147H248ZM3 149V148H1ZM56 149V148H55ZM62 149V148H61ZM60 149V150H61ZM129 149V148H128ZM168 149V148H166ZM189 150L186 151L185 149V156H184V160L186 161V164H191V161L193 158L196 157V154L193 155L191 152L192 149H194L192 146H189L188 148ZM197 149V148H196ZM209 149V148H208ZM235 147L234 148H230L231 152H230V160L227 161L226 157H222L220 158V167L222 168L220 170V172L218 173V176H225L228 179L229 175H224V168L230 167L231 169H233V173H232V181H233V187L234 189H237V187L235 186V184L239 185L238 182V172H242L244 174V176H248L250 173L249 171H246V167L244 164H248L249 161V152L244 153L245 150L240 149V151L235 152ZM251 149V148H250ZM72 150V149H71ZM126 150V149H125ZM136 150V149H135ZM142 150V149H141ZM148 150V149H147ZM249 150V149H248ZM10 152V150H8ZM157 151V150H156ZM180 151V150H179ZM178 151V153H179ZM223 151H226L225 149ZM25 152V153H23ZM70 152V151H69ZM73 152V150H72ZM120 152V151H118ZM127 152V151H126ZM124 152V153H126ZM142 152V151H141ZM254 151H252L253 153ZM77 153V152H75ZM134 153V150L133 152ZM131 153V154H132ZM137 153V152H136ZM183 153V154H184ZM262 153V152H261ZM13 154V153H12ZM130 154V155H131ZM156 154V153H155ZM162 154V153H161ZM161 154H159L161 156ZM166 154V153H165ZM182 154V155H183ZM220 154V153H219ZM77 155V154H74ZM127 155V153H126ZM124 155V156H126ZM133 155V154H132ZM138 155V154H137ZM135 155V156H137ZM169 155V154H168ZM245 156H247L245 158ZM251 156V155H250ZM1 157V158H2ZM72 157V156H71ZM77 157V156H76ZM86 157V156H85ZM108 157V156H107ZM111 157V156H110ZM120 157V156H119ZM144 157V156H143ZM142 157V158H143ZM83 158V157H82ZM117 158V157H116ZM126 158V157H125ZM131 158V156H130ZM129 158V159H130ZM138 158V157H137ZM148 158V157H147ZM168 158V157H167ZM246 159V161H244V159ZM3 159V158H2ZM96 159V158H95ZM100 159V158H99ZM119 159V158H118ZM124 159V157H123ZM169 159V158H168ZM101 160V159H100ZM181 160V159H180ZM92 161V160H91ZM90 161V162H91ZM97 161V160H95ZM127 161V159H126ZM130 161V160H129ZM142 161V160H141ZM152 161V160H151ZM159 161V160H158ZM178 161V160H177ZM78 162V161H77ZM89 162V161H88ZM128 162V161H127ZM134 162V160H133ZM162 162V161H161ZM166 162V161H165ZM87 163V162H86ZM125 163V162H124ZM164 163V161H163ZM92 164V163H91ZM129 164V163H128ZM148 164V163H147ZM178 164V163H177ZM208 164V162L206 163ZM1 165V163H0ZM4 165V164H3ZM112 165V164H111ZM132 165V164H131ZM135 165V163H134ZM171 165V164H170ZM184 165V164H183ZM193 165V164H192ZM5 166V165H4ZM81 166V165H80ZM83 166V165H82ZM92 166V165H91ZM146 166V165H145ZM150 166V165H149ZM157 166V165H156ZM201 166V164H200ZM204 166V165H203ZM202 166V167H203ZM6 167V166H5ZM9 167V166H8ZM86 167V166H85ZM88 167V166H87ZM126 167V166H125ZM139 167V166H138ZM191 167V166H190ZM249 167V166H248ZM261 167V166H260ZM131 168V167H129ZM134 168V167H133ZM137 168V167H136ZM145 168V167H144ZM150 168V167H148ZM218 168V167H217ZM264 169V167H262ZM1 169V168H0ZM13 169V168H12ZM80 169V168H79ZM87 169V168H85ZM99 169V168H98ZM102 169V167L100 168ZM114 169V168H113ZM188 169V168H187ZM230 169V170H231ZM254 169V167H253ZM104 171V169H102ZM143 170V169H142ZM151 170V169H150ZM161 170V169H160ZM204 170V169H203ZM256 170V169H255ZM1 171V170H0ZM10 171V170H9ZM108 171V170H107ZM122 171V170H120ZM131 171V170H130ZM145 171V169H144ZM147 171V170H146ZM223 171V172H222ZM264 171V170H263ZM94 171H92V173H89L93 176ZM114 172V171H113ZM136 172V171H135ZM141 172V171H140ZM148 172V171H147ZM257 172V171H255ZM14 173V172H13ZM22 173V172H21ZM102 173V172H101ZM152 173V172H151ZM181 173V172H180ZM207 173V172H206ZM30 174V175H31ZM87 174V173H86ZM106 174V173H105ZM113 174V173H112ZM138 174V173H137ZM182 174V173H181ZM217 174V173H216ZM252 174V180H255L256 178L260 179L259 177L254 176L253 173ZM5 175V174H4ZM109 175V174H108ZM144 175V174H143ZM149 175V173H148ZM205 175V174H204ZM17 176V175H16ZM105 176V175H104ZM114 176V175H113ZM112 176V177H113ZM124 176V175H123ZM140 176V175H139ZM180 176V175H179ZM193 176V175H192ZM214 176V175H213ZM261 176V175H260ZM103 177V176H102ZM110 177V176H109ZM111 177V178H112ZM145 177V175H144ZM156 177V176H154ZM167 177V175H166ZM187 177V176H186ZM231 177V176H230ZM27 178V177H25ZM29 178V177H28ZM108 178V177H107ZM125 178V177H124ZM131 178V177H129ZM164 178V177H163ZM173 178V177H172ZM198 178V177H197ZM244 178V177H243ZM6 179V178H5ZM134 179V178H133ZM153 179V178H151ZM184 179V178H183ZM25 180V179H24ZM29 180V179H28ZM27 180V181H28ZM107 180V179H106ZM113 180V179H112ZM125 180V179H124ZM128 180V179H127ZM137 180V179H136ZM164 181L166 179H163ZM182 180V179H181ZM180 180V181H181ZM215 180V179H214ZM218 180V179H217ZM243 181V179H241ZM240 180V181H241ZM251 180V179H250ZM101 181V180H100ZM108 181V180H107ZM122 181V180H121ZM131 181V180H130ZM144 181V178L143 180ZM147 181V180H146ZM179 181V180H178ZM208 181V180H207ZM229 181V180H228ZM227 181V182H228ZM248 181V180H247ZM259 181V180H258ZM111 182V181H110ZM246 182V180H245ZM25 183V182H24ZM108 183V182H107ZM145 183V182H144ZM151 183V182H150ZM160 183V182H159ZM264 183V181H263ZM2 184V183H1ZM20 184V183H19ZM115 184V183H114ZM137 184V183H136ZM143 184V183H142ZM167 184V183H166ZM201 184V183H200ZM203 184V183H202ZM224 184V183H223ZM226 184V183H225ZM132 185V184H131ZM135 185V184H134ZM133 185V187H134ZM146 185V184H145ZM204 185V184H203ZM229 185V184H228ZM240 187H238V194L237 196L239 197L240 194L242 193V191H240V188H243V186H247L244 185L243 182L240 183ZM28 186V183H27ZM105 186V185H104ZM155 186V184L153 185ZM157 186V184H156ZM165 186V184H164ZM11 187V186H10ZM119 187V186H118ZM137 187V186H135ZM144 187V186H143ZM189 187V185H188ZM236 187V188H235ZM1 188V186H0ZM121 188V187H120ZM169 188V187H168ZM174 188V187H173ZM172 188V189H173ZM182 188V187H181ZM254 188V187H253ZM117 189V188H116ZM115 189V190H116ZM123 189V188H122ZM140 189V188H138ZM149 189V188H148ZM147 189V190H148ZM167 189V188H166ZM183 189V188H182ZM230 189V188H229ZM249 189H250V185H249ZM264 189V188H263ZM18 190V189H17ZM113 190V188H112ZM118 190V189H117ZM159 190V189H158ZM5 191V190H4ZM10 192V189L8 190ZM14 191V190H13ZM22 191V189L20 190ZM26 191L27 190H23L22 192L26 195ZM164 192V189L162 190ZM168 191V190H167ZM176 191V190H175ZM180 191V190H179ZM189 191V190H188ZM218 191V190H217ZM237 191V190H236ZM235 191V192H236ZM240 191V192H239ZM252 191V190H250ZM19 192V191H18ZM29 192V191H28ZM34 192V191H33ZM103 192V191H102ZM110 192V188L108 187V185L106 186V190L105 193H102V196L108 197V195ZM141 192V191H140ZM170 192V191H169ZM253 192V191H252ZM260 192V191H259ZM116 193V192H114ZM122 193V192H121ZM160 193V192H159ZM182 193V192H181ZM180 193V194H181ZM143 194V193H142ZM156 194V192H155ZM154 194V196H155ZM203 194V193H202ZM209 194V193H208ZM215 194V193H214ZM228 194V193H227ZM232 194V193H231ZM248 194V193H247ZM261 194V193H260ZM22 195V194H21ZM32 195V194H31ZM122 195V194H121ZM140 195V194H139ZM148 195V194H147ZM153 195V194H152ZM167 195V194H166ZM223 195V194H222ZM233 195V194H232ZM256 195V194H255ZM263 195V194H262ZM261 195V196H262ZM23 196V195H22ZM116 196V195H115ZM134 196V195H133ZM150 196V195H149ZM185 196V195H184ZM227 196V195H226ZM20 197V196H19ZM101 197V194H100ZM119 197V196H118ZM145 197V196H144ZM143 197V198H144ZM156 197V196H155ZM209 197V196H208ZM230 197V196H229ZM248 197V196H247ZM7 198V197H6ZM42 198V197H41ZM160 198V197H158ZM202 198H204L202 196ZM233 198V197H232ZM242 198V197H241ZM249 198V197H248ZM99 199V198H98ZM106 199V198H105ZM110 199V198H109ZM108 199V201H109ZM149 199V198H148ZM155 199V198H154ZM157 199V198H156ZM164 199V198H163ZM162 199V200H163ZM167 199V198H166ZM229 199V198H228ZM237 199V198H236ZM263 199V198H262ZM94 200V199H93ZM127 200V199H126ZM132 200V199H131ZM147 200V198H146ZM150 200V199H149ZM213 200V199H212ZM211 200V201H212ZM217 200V199H216ZM215 200V201H216ZM231 200V198H230ZM258 200V198H257ZM101 201V200H100ZM98 201V202H100ZM104 201V200H103ZM106 201V200H105ZM115 201V200H114ZM154 201V200H153ZM160 201V200H159ZM173 201V200H172ZM196 201V200H195ZM221 201V200H220ZM225 201V200H224ZM15 202V201H14ZM19 202V201H18ZM17 202V203H18ZM113 202V201H112ZM131 202V201H130ZM142 202V200H141ZM152 202V200H151ZM207 202V200H206ZM241 202V201H240ZM255 202V201H254ZM257 202V201H256ZM260 202V201H258ZM28 203V202H27ZM90 203V204H88ZM105 203V202H104ZM150 203V202H149ZM153 203V202H152ZM158 203V202H157ZM156 203V205H158ZM163 203V201H162ZM159 204V205H162ZM191 203V202H190ZM194 203V202H193ZM203 203H205V201H203ZM237 203V202H236ZM263 203V202H262ZM31 204V203H30ZM29 204V205H30ZM40 204V203H39ZM98 205V203H96ZM122 204V203H121ZM130 204V203H129ZM142 204V203H141ZM169 204V203H168ZM207 204V203H206ZM264 204V203H263ZM11 205V204H9ZM25 205V204H24ZM28 205V204H27ZM103 205V204H102ZM109 205V204H108ZM199 205V204H198ZM201 205V204H200ZM227 205V204H226ZM255 205V204H254ZM252 204V207L254 206ZM1 206V205H0ZM26 206V205H25ZM84 206V207H83ZM94 206V205H93ZM99 206V205H98ZM105 206V205H104ZM125 206V205H124ZM145 206V205H144ZM150 206V205H149ZM163 206V205H162ZM165 206V205H164ZM175 206V204H174ZM178 206V205H177ZM217 206V205H216ZM225 206V204H224ZM45 207V206H44ZM51 207V206H50ZM49 207V209H50ZM106 207V206H105ZM119 207V206H118ZM161 207V206H160ZM180 207V206H179ZM261 207V206H260ZM53 208V207H52ZM87 208V207H86ZM85 208V209H86ZM163 208V207H162ZM175 208V207H174ZM173 208V209H174ZM199 208V207H198ZM217 208V207H216ZM224 208V207H223ZM232 208V207H231ZM250 208V207H249ZM8 209V208H7ZM11 209V208H10ZM26 209V208H25ZM47 209V208H46ZM107 209V208H106ZM115 209V208H114ZM119 209V208H118ZM142 209V208H141ZM156 209V208H155ZM166 209V208H165ZM168 209V208H167ZM210 209V208H209ZM260 209V208H258ZM19 210V209H18ZM17 210V211H18ZM23 210V209H22ZM51 210V209H50ZM65 210H67V214H65ZM87 210V209H86ZM95 210V209H94ZM97 210V209H96ZM144 210V209H142ZM148 210V209H147ZM159 210V209H158ZM251 210V209H250ZM13 211V210H12ZM24 211V210H23ZM31 211V210H30ZM54 211V210H52ZM155 211V210H154ZM205 211V210H204ZM33 212V211H32ZM51 212V211H50ZM87 212V211H86ZM92 212V211H90ZM99 212V211H98ZM101 212V210H100ZM106 212V211H105ZM103 212V214L105 213ZM110 212V211H108ZM137 212V211H135ZM167 212V211H166ZM182 213L184 212L183 210L181 211ZM215 212V211H214ZM232 212V211H231ZM18 213V212H17ZM25 213V212H24ZM37 213V212H36ZM115 213V211H114ZM121 213V212H120ZM119 213V214H120ZM133 213V212H132ZM159 213V212H158ZM202 213V212H201ZM207 213V212H206ZM211 213V212H210ZM234 213V212H232ZM239 213V212H238ZM124 213H122L123 215ZM135 214V213H134ZM138 214V213H137ZM165 214V213H164ZM220 214V213H219ZM253 214V213H252ZM46 215V214H45ZM44 213L42 214V222L41 223V227L43 229H47L48 225L46 222V217H45ZM90 215V214H89ZM112 215V214H111ZM118 215V214H117ZM126 215V214H125ZM141 215V214H140ZM147 215V214H145ZM176 215V214H175ZM179 215V214H178ZM188 214H186L187 216ZM211 215V214H210ZM231 215V214H230ZM3 216V215H2ZM17 216V215H16ZM47 216V215H46ZM53 216V215H52ZM54 216V217H55ZM131 216V215H130ZM134 216V215H133ZM132 216V217H133ZM170 216V214H169ZM180 216V215H179ZM226 216V215H225ZM258 216V215H257ZM26 217V216H25ZM36 217V216H35ZM102 217V216H101ZM99 217V218H101ZM124 217V215H123ZM151 217V216H150ZM167 217V216H166ZM177 217V216H176ZM215 217V216H214ZM222 217V216H221ZM236 217V216H235ZM15 218V216H14ZM127 218V217H126ZM125 218V219H126ZM152 218V217H151ZM169 218V217H168ZM197 218V217H196ZM200 218V217H199ZM237 218V217H236ZM250 217H243V219H241L239 217L238 223H234L235 224V229L233 231V236H232V247H231V251L230 253L225 251V256L224 259L226 261H224V263L226 262V264L229 262L231 263V260L235 259L238 254L240 253L242 256H247V257H253L256 256V254L258 255H262V259L260 260V258L258 259V262L261 261L262 264H264V229L261 228L262 230V235L263 238L261 236H256L255 238H253V224L251 223V221L249 220ZM264 218V217H263ZM17 219V218H16ZM23 219V218H22ZM22 219H21V224L20 226H22ZM52 219V218H51ZM120 219V218H119ZM136 219V218H135ZM166 219V218H165ZM172 219V218H171ZM175 219V217H174ZM189 219V218H188ZM228 219V218H227ZM246 219V220H244ZM8 220V219H7ZM15 220V219H12ZM53 220V219H52ZM116 220V218H115ZM169 220V219H168ZM203 220V219H202ZM208 220V219H207ZM213 220V219H212ZM224 220V219H222ZM226 220V219H225ZM230 220V219H228ZM3 221V220H2ZM9 221V220H8ZM20 221V220H18ZM104 221V220H103ZM123 221V220H122ZM127 221V220H126ZM154 221V220H153ZM172 221V220H171ZM218 221V220H217ZM261 221V220H260ZM5 222V221H4ZM14 222V221H13ZM174 222V221H173ZM231 223H233L230 220ZM25 223V222H24ZM32 223V222H31ZM109 223V222H108ZM106 223V225L108 224ZM124 223V221L122 222ZM126 223V222H125ZM149 223V222H148ZM111 224V223H109ZM119 224V223H118ZM128 224V222H127ZM130 224V223H129ZM161 224V222H160ZM168 223H166L167 225ZM177 224V223H176ZM206 224V223H205ZM18 225V224H17ZM105 225V226H106ZM122 225V224H121ZM134 225V224H133ZM185 225V224H184ZM202 225V224H201ZM200 225V226H201ZM210 225V224H209ZM212 225V223H211ZM210 225V226H211ZM230 225V224H228ZM124 226V225H123ZM122 226V227H123ZM136 226V224H135ZM156 226V225H155ZM170 226V224L168 225ZM166 226V227H168ZM213 226V225H212ZM215 226V225H214ZM1 227V226H0ZM99 227V226H98ZM107 227V226H106ZM110 227V226H109ZM159 227V226H158ZM162 227H164L162 225ZM174 227V226H173ZM178 227V226H177ZM184 227V226H183ZM198 227V226H197ZM223 227V226H222ZM3 228V227H2ZM10 228V227H9ZM8 228V229H9ZM12 228V227H11ZM29 228V226H28ZM115 228V227H114ZM112 228V229H114ZM182 228V227H181ZM185 228V227H184ZM188 228V227H186ZM228 228V227H227ZM232 228V227H231ZM16 229V228H15ZM25 229V228H24ZM123 229V228H122ZM134 229V228H133ZM183 229V228H182ZM189 229V228H188ZM191 229V228H190ZM206 229V228H205ZM211 229V228H210ZM99 230V229H98ZM103 230V229H102ZM106 230V229H105ZM104 230V231H105ZM109 230V229H107ZM121 230V228H120ZM162 230V229H161ZM178 230V229H177ZM192 230V229H191ZM204 230V229H202ZM222 230V229H221ZM7 231V230H6ZM23 231V230H22ZM21 231V233H22ZM93 231V233H92ZM103 231V232H104ZM112 231V230H111ZM170 231V230H169ZM198 231V230H197ZM205 231V230H204ZM214 231V230H213ZM225 231V230H224ZM109 232V231H108ZM106 232V233H108ZM116 232V231H115ZM121 232V231H120ZM128 232V231H127ZM134 232V231H132ZM171 232V231H170ZM192 232V231H191ZM190 232V233H191ZM230 232V231H229ZM256 232L258 234V228H256ZM19 233V232H18ZM49 233V232H48ZM52 233V232H51ZM52 233V234H53ZM96 233V232H95ZM105 233V232H104ZM140 233V232H139ZM169 233V232H168ZM173 233V232H172ZM187 233V232H186ZM194 233V232H193ZM213 233V232H212ZM9 233H6V235ZM103 234V233H102ZM114 234V233H113ZM121 234V233H120ZM177 234V233H176ZM185 234V233H184ZM189 234V233H187ZM186 234V235H187ZM256 234V233H255ZM11 235V234H10ZM20 235V234H19ZM54 235V234H53ZM89 235V236H88ZM100 235V234H99ZM133 235V234H132ZM165 235V234H164ZM169 235V234H168ZM174 235V234H173ZM180 235V234H179ZM190 235V234H189ZM55 236V235H54ZM98 236V235H97ZM101 236V235H100ZM106 236V234H105ZM135 236V235H134ZM137 236V235H136ZM154 236V235H153ZM175 236V235H174ZM195 236V235H193ZM2 237V236H1ZM9 237V236H8ZM28 237V236H27ZM26 237V238H27ZM65 237V236H64ZM202 237V236H200ZM212 237V236H211ZM66 238V237H65ZM100 238V237H99ZM98 238V239H99ZM104 238V235L102 236V239ZM111 238V237H110ZM133 238V237H131ZM160 238V237H159ZM175 238V237H174ZM189 238V237H188ZM192 238V237H190ZM210 238V237H208ZM218 238V237H217ZM28 239V238H27ZM63 239V238H62ZM126 239V238H125ZM183 239V238H182ZM186 239V238H185ZM4 241V239H2ZM11 240V239H10ZM52 240V239H51ZM61 240V239H60ZM66 240V239H65ZM76 240V239H75ZM95 240V239H94ZM97 240V239H96ZM95 240V241H96ZM100 240V239H99ZM110 240V239H109ZM120 240V239H119ZM135 240V239H134ZM179 240V239H178ZM190 240V239H189ZM198 240V239H197ZM201 240V239H200ZM203 240V239H202ZM206 240V239H205ZM210 240V239H209ZM206 240V241H209ZM226 240V239H225ZM229 240V239H228ZM2 241V242H3ZM57 241V239L55 240ZM63 241V240H62ZM103 241V240H102ZM107 241V240H106ZM111 241V240H110ZM109 241V243H110ZM123 241H125L123 239ZM157 241V240H156ZM162 241V240H161ZM159 241V242H161ZM5 242V241H4ZM13 242V241H12ZM16 242V241H15ZM54 242V240H53ZM61 242V241H60ZM97 242V241H96ZM137 242V241H136ZM163 242V241H162ZM174 242V241H173ZM178 242V241H177ZM190 242V241H189ZM188 242V243H189ZM198 242V241H197ZM202 242V241H201ZM212 242V241H211ZM22 243V242H20ZM63 243V242H62ZM65 243V242H64ZM134 243V242H133ZM169 243V242H168ZM172 243V241H171ZM181 243V242H180ZM185 243V242H184ZM183 243V244H184ZM187 243V242H186ZM187 243V244H188ZM204 243V242H203ZM27 244V243H26ZM50 244V243H49ZM60 244V243H59ZM70 244L71 241H70ZM108 244V243H107ZM130 244V243H129ZM178 244V243H177ZM199 244V243H198ZM213 244V243H212ZM221 244V243H220ZM230 244V243H229ZM1 245V244H0ZM4 245V244H3ZM2 245V246H3ZM9 245V243H8ZM64 245V244H63ZM78 245V244H77ZM99 245V244H98ZM114 245V243H113ZM118 244H116L117 246ZM186 245V244H185ZM191 245V244H190ZM193 245V244H192ZM196 245V244H195ZM194 245V246H195ZM206 245V243H205ZM224 245V244H223ZM239 245H241V247L243 246V248L237 249L236 247H238ZM6 246V244H5ZM12 246V245H11ZM23 246V245H21ZM42 246L45 247L48 245H46L45 243H42ZM69 246V245H68ZM89 246V245H88ZM110 246V245H109ZM141 246V245H140ZM147 246V245H146ZM160 246V245H159ZM169 246V245H168ZM193 246V247H194ZM230 246V245H229ZM67 247V245H66ZM74 247V246H73ZM82 247V246H81ZM86 247V246H85ZM84 247V249H85ZM111 247V246H110ZM108 247V248H110ZM158 247V246H157ZM186 247V246H185ZM192 247V248H193ZM209 247V246H208ZM207 247V248H208ZM52 249V247H50ZM71 249V247H69ZM162 248V247H161ZM159 248V249H161ZM176 247H174L175 249ZM189 248V247H188ZM191 248V249H192ZM199 248V247H198ZM196 248V249H198ZM222 248V247H221ZM2 249V248H1ZM38 249V248H37ZM47 249V248H46ZM64 249L66 250V248L64 247ZM98 249V248H97ZM106 249V248H105ZM113 249V248H112ZM116 249V247L114 248ZM125 249V248H124ZM173 249V248H172ZM181 249V248H180ZM195 249V248H194ZM204 249V248H203ZM226 249V248H225ZM224 249V250H225ZM15 250V249H14ZM18 250V249H16ZM20 250V249H19ZM29 250V249H28ZM35 250V249H34ZM68 250V249H67ZM81 250V249H80ZM83 250V249H82ZM93 249H91L92 251ZM109 250V249H108ZM132 250V249H130ZM134 250V248H133ZM137 250V249H136ZM146 250V249H145ZM154 250V249H153ZM184 250V249H183ZM186 250V249H185ZM190 250V248H189ZM209 250V249H208ZM212 250V249H211ZM223 250V248H222ZM6 251V250H5ZM53 251V250H52ZM51 251V252H52ZM99 251V250H98ZM96 251V252H98ZM121 251V250H120ZM129 251V249H128ZM163 251V250H162ZM174 251V250H172ZM192 251V250H191ZM210 251V250H209ZM10 252V251H9ZM16 253V251H14ZM37 252V251H36ZM49 252V251H48ZM56 252V251H55ZM62 252V250H61ZM70 252V251H68ZM80 252V251H79ZM112 252V250L110 251ZM115 252V251H114ZM119 252V251H118ZM127 252V251H126ZM125 252V254H126ZM138 252V251H137ZM136 252V253H137ZM142 252V251H141ZM186 252V251H185ZM205 253V251H202ZM12 253V252H11ZM18 253V251H17ZM47 253V252H46ZM71 253V252H70ZM84 253V252H83ZM91 253V252H90ZM131 253V252H130ZM155 253V252H154ZM176 253V252H175ZM179 253V252H178ZM177 253V254H178ZM192 253V252H191ZM215 253V252H214ZM20 254V253H19ZM76 254V253H75ZM93 254V253H92ZM107 254V253H106ZM116 254V253H115ZM120 254V253H118ZM122 254V253H121ZM120 254V256H121ZM163 254V253H162ZM176 254V255H177ZM187 254V253H186ZM201 254V253H199ZM224 254V253H223ZM16 255V254H15ZM14 255V256H15ZM63 255V254H62ZM79 255V254H78ZM95 255V254H93ZM99 255V254H98ZM97 255V256H98ZM105 255V254H104ZM109 255V253H108ZM114 255V254H113ZM117 255V254H116ZM124 255V253H123ZM173 255V254H172ZM181 255V254H180ZM202 255V254H201ZM200 255V256H201ZM6 256V255H5ZM19 256V255H18ZM47 256V255H46ZM58 256V255H56ZM61 256V255H60ZM83 256V255H82ZM85 256V255H84ZM91 256V255H90ZM101 256V255H100ZM118 256V255H117ZM127 256V255H126ZM142 256V255H141ZM183 256V255H182ZM181 256V257H182ZM195 256V255H193ZM192 256V257H193ZM198 256V255H196ZM199 256V257H200ZM3 257V256H2ZM25 257V256H24ZM36 257V256H34ZM42 257V256H41ZM48 257V256H47ZM46 257V258H47ZM69 257V256H68ZM123 257V256H121ZM129 257V256H128ZM169 257V256H168ZM175 257V256H174ZM185 257V256H183ZM188 257V256H187ZM191 257V256H190ZM213 257V256H211ZM221 257V256H220ZM257 257V256H256ZM4 258V257H3ZM17 258V257H16ZM19 258V257H18ZM17 258V260H18ZM26 258V257H25ZM63 258V257H62ZM61 258V259H62ZM67 258V257H66ZM101 258V257H100ZM106 258V257H105ZM134 258V257H133ZM139 258V257H138ZM145 258V257H144ZM154 258V257H153ZM205 258V257H204ZM239 258V257H238ZM258 258V257H257ZM256 258V259H257ZM7 259V258H6ZM49 259V258H48ZM99 259V258H98ZM104 259V258H103ZM107 260H109L108 258H106ZM111 259V258H110ZM126 259V258H125ZM124 259V260H125ZM128 259V258H127ZM140 259V258H139ZM156 259V257H155ZM188 259V258H187ZM194 259V257H193ZM197 259V258H196ZM206 259V258H205ZM247 259V258H246ZM245 259V260H246ZM12 260V259H11ZM26 260V259H25ZM41 260V259H39ZM44 260V257H43ZM50 260V259H49ZM63 260V259H62ZM68 260V259H67ZM71 260V259H70ZM82 260V259H81ZM85 260V259H84ZM105 260V259H104ZM115 260V259H114ZM122 260V258H121ZM131 260V258H130ZM143 260V259H142ZM159 260V259H158ZM191 260V259H190ZM199 260V258H198ZM207 260V259H206ZM210 260V259H209ZM212 260V259H211ZM210 260V261H211ZM216 260V259H215ZM220 260H223L222 258ZM14 261V260H13ZM20 261V260H19ZM34 261V260H33ZM51 261V260H50ZM53 261V260H52ZM102 261V260H101ZM113 261V260H112ZM145 261V260H144ZM180 261V260H179ZM186 261V260H185ZM208 261V260H207ZM234 261V260H233ZM241 261V260H240ZM250 261V260H248ZM254 261V260H253ZM6 262V261H5ZM4 262V263H5ZM10 262V260H9ZM12 262V261H11ZM18 262V261H16ZM54 262V261H53ZM62 263V261H59ZM66 262V261H65ZM100 262V261H99ZM107 262V261H106ZM125 262V261H124ZM131 262V261H129ZM182 262V261H181ZM192 262V261H191ZM190 262V263H191ZM214 262V261H213ZM243 263V261H241ZM7 263V262H6ZM44 263V262H43ZM67 263V262H66ZM82 263V262H81ZM84 263V262H83ZM90 263V262H89ZM88 263V264H89ZM108 263V262H107ZM110 263V262H109ZM116 263V262H115ZM123 263V262H122ZM138 263V261H137ZM164 263V262H163ZM183 263V262H182ZM209 263V261H208ZM220 263V262H219ZM218 263V264H219ZM255 264V261L253 262ZM2 264V263H1ZM12 264V263H11ZM14 264V263H13ZM50 264V263H49ZM56 264V263H55ZM58 264V263H57ZM73 264V263H72ZM79 264V263H78ZM102 264V263H101ZM105 264V261H104ZM143 264V263H142ZM154 264V262H153ZM174 264V263H173ZM187 264V263H186ZM205 264V263H204ZM214 264V263H213ZM259 264V263H258Z\"/></svg>",
  "mask_w": 264,
  "mask_h": 264
}]
</instances>
